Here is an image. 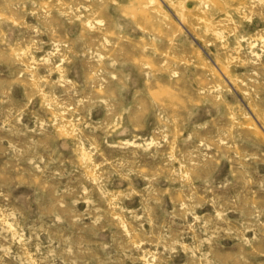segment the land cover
Returning <instances> with one entry per match:
<instances>
[{
	"label": "rangeland",
	"instance_id": "374dc122",
	"mask_svg": "<svg viewBox=\"0 0 264 264\" xmlns=\"http://www.w3.org/2000/svg\"><path fill=\"white\" fill-rule=\"evenodd\" d=\"M0 264H264V0H0Z\"/></svg>",
	"mask_w": 264,
	"mask_h": 264
}]
</instances>
